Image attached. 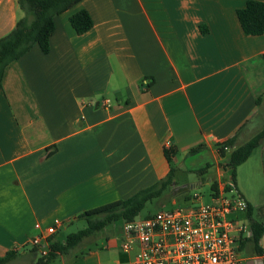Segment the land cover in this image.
<instances>
[{
    "label": "crops",
    "instance_id": "1",
    "mask_svg": "<svg viewBox=\"0 0 264 264\" xmlns=\"http://www.w3.org/2000/svg\"><path fill=\"white\" fill-rule=\"evenodd\" d=\"M246 1L81 0L53 18L47 53L33 45L6 66L0 257L15 256L3 264H32L31 240L48 226H56L49 237L57 235L79 213L126 199L171 169L175 182L177 155L184 158L176 169L187 172L195 168L192 156L206 153L202 163L221 189L229 153L217 154L216 142L240 145L241 132L264 109V32L243 33L236 10ZM78 9L92 19L80 34L68 21ZM19 15L16 0H0V37ZM246 161L230 179L253 206L238 189ZM111 224L48 264H130L134 251L120 249L121 227Z\"/></svg>",
    "mask_w": 264,
    "mask_h": 264
},
{
    "label": "trees",
    "instance_id": "2",
    "mask_svg": "<svg viewBox=\"0 0 264 264\" xmlns=\"http://www.w3.org/2000/svg\"><path fill=\"white\" fill-rule=\"evenodd\" d=\"M80 1L16 0L20 15L13 28L0 37V90L2 88L1 78L6 66L21 57L33 45H37L43 53H47L49 50V37L54 28L53 18L70 10ZM236 16L244 34L260 35L264 32L263 1L247 0L241 8L236 10ZM68 21L72 29L78 34L86 32L92 26V19L85 9L72 12L68 17ZM259 99L260 97L256 99L257 103ZM263 141L264 125L256 134L240 145H235L234 138L225 141V144L231 147L228 152L226 167L232 180H234L237 166L245 162L253 149L260 146ZM54 149L47 151L46 154L48 155ZM164 153L170 161L172 151L165 149ZM172 183L173 170L171 169L166 176L126 199L115 200L79 213L77 218L83 219L86 226L68 233L63 240L57 239L56 235L49 237L46 254L41 255L37 248L33 246L31 251L36 254V258L32 264H48L59 254H72L85 238L107 224L118 219L122 221L134 219L147 202L161 197ZM210 188L211 195H214L217 192L216 183L212 182ZM254 211L252 206L248 204L245 213L249 220L251 236L240 243L239 249L249 248L250 254L261 256L262 264H264V249L260 245V240L264 236V207L258 210L257 217H253ZM14 256L13 251L7 252L3 257H0V264L8 262Z\"/></svg>",
    "mask_w": 264,
    "mask_h": 264
},
{
    "label": "built area",
    "instance_id": "3",
    "mask_svg": "<svg viewBox=\"0 0 264 264\" xmlns=\"http://www.w3.org/2000/svg\"><path fill=\"white\" fill-rule=\"evenodd\" d=\"M164 147H170L168 141ZM230 150L225 141L216 142L217 154ZM224 184L209 203L180 205L123 221L120 249L134 251L130 264H245L239 247L251 236V228L237 214L245 212L248 203L233 181ZM35 227L40 228L38 223ZM55 228L48 226L32 238L41 255L46 254Z\"/></svg>",
    "mask_w": 264,
    "mask_h": 264
},
{
    "label": "rangeland",
    "instance_id": "4",
    "mask_svg": "<svg viewBox=\"0 0 264 264\" xmlns=\"http://www.w3.org/2000/svg\"><path fill=\"white\" fill-rule=\"evenodd\" d=\"M263 123L264 109L263 111H261V115H258L257 118H255L249 126L243 129L240 134V141L244 143L247 139L256 134L261 129ZM254 126L256 127L254 128ZM263 145L264 141L262 143V146ZM259 148V146L254 148L251 155L247 158L246 163L238 169V186H240L238 187V189L241 191V189L243 188L255 201V203H252V207L255 210L253 217H257L258 210L264 207V166L262 164ZM176 157L177 159L174 158L176 162H173L175 182L173 181V183L163 192L161 197L147 202L143 209L139 212L137 217H145L146 215L153 214L157 210L171 209L180 205L196 206L202 203H209L211 201L210 186L212 184L213 168L211 166L205 168L204 164L202 163V161L208 159L206 153H203L200 157L202 160H198L197 156H192L194 157L192 158V160L196 159L194 162H192L195 165V168L192 169V171L187 172L185 170L180 172L176 169V166L178 164L177 162H181L184 158L182 155H177ZM190 159L191 157L187 159L186 165L190 164ZM201 163V166L204 167L203 169H199V167L196 166ZM181 175H183V178H180ZM223 180L226 182H224L225 184H230L232 181L230 180L229 175H226ZM237 217L238 219H241L249 224V220L245 212L237 214ZM121 225L122 220L118 219L112 222L111 227L113 226L118 229L119 227H121ZM85 226L86 223L83 219L76 218L71 222L64 223L63 227L57 233L56 238L59 240H63L68 233L81 229ZM261 244L264 247V237L261 239ZM35 247L38 248L37 246ZM240 252L241 256L243 257L250 254L249 248L247 247H244L242 250H240ZM10 264L24 263L13 262ZM50 264L54 263L51 262Z\"/></svg>",
    "mask_w": 264,
    "mask_h": 264
},
{
    "label": "water",
    "instance_id": "5",
    "mask_svg": "<svg viewBox=\"0 0 264 264\" xmlns=\"http://www.w3.org/2000/svg\"><path fill=\"white\" fill-rule=\"evenodd\" d=\"M245 264H262V261L258 258L257 260H248Z\"/></svg>",
    "mask_w": 264,
    "mask_h": 264
}]
</instances>
